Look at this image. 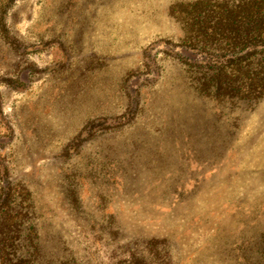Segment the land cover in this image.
<instances>
[{
	"label": "rangeland",
	"instance_id": "rangeland-1",
	"mask_svg": "<svg viewBox=\"0 0 264 264\" xmlns=\"http://www.w3.org/2000/svg\"><path fill=\"white\" fill-rule=\"evenodd\" d=\"M194 1L0 0V195L30 190L44 231L70 176L111 227L50 226L36 264H264V96L186 60Z\"/></svg>",
	"mask_w": 264,
	"mask_h": 264
},
{
	"label": "trees",
	"instance_id": "trees-1",
	"mask_svg": "<svg viewBox=\"0 0 264 264\" xmlns=\"http://www.w3.org/2000/svg\"><path fill=\"white\" fill-rule=\"evenodd\" d=\"M190 6L193 26L198 28L195 40L199 42L192 40L186 44V60L199 68L212 70L220 81L218 90L222 87V78L227 75L231 82L228 85L229 98L256 100L263 97L264 0H196ZM0 25L5 32L9 31L3 16ZM213 43H219L218 48H210ZM65 178L69 184L67 193L75 208L66 210L48 206L50 219L44 231L41 225H36V219L43 217V214L37 213L30 190L23 188L22 193L17 194L19 199L14 205L11 203L17 195L13 193L12 187L0 195V264H36L35 258L43 244L42 233H46L50 226L60 229L63 234V227L68 234L86 230L98 235L106 228H111L107 224L96 229L92 221L84 222L82 216L76 215L79 211V192L72 186V178ZM22 194L26 197L25 206L21 204ZM166 242L165 238H150L146 241V251L151 253L155 261ZM131 255V259L120 261L119 264H166L147 263L133 253Z\"/></svg>",
	"mask_w": 264,
	"mask_h": 264
}]
</instances>
